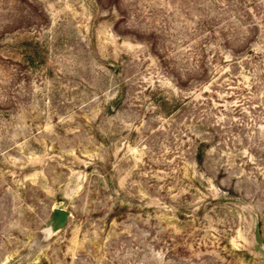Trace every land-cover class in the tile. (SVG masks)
Wrapping results in <instances>:
<instances>
[{
    "label": "rangeland",
    "instance_id": "374dc122",
    "mask_svg": "<svg viewBox=\"0 0 264 264\" xmlns=\"http://www.w3.org/2000/svg\"><path fill=\"white\" fill-rule=\"evenodd\" d=\"M0 264H264V0H0Z\"/></svg>",
    "mask_w": 264,
    "mask_h": 264
},
{
    "label": "water",
    "instance_id": "95a60500",
    "mask_svg": "<svg viewBox=\"0 0 264 264\" xmlns=\"http://www.w3.org/2000/svg\"><path fill=\"white\" fill-rule=\"evenodd\" d=\"M68 215H69L68 211L64 209H56V222H61L65 220L68 217ZM255 233H256L257 240H259L258 239V235H259L258 228H256Z\"/></svg>",
    "mask_w": 264,
    "mask_h": 264
}]
</instances>
